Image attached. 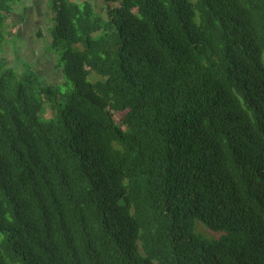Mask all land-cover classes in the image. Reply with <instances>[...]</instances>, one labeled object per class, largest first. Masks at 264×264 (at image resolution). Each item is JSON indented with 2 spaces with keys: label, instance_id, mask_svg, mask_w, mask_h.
I'll return each instance as SVG.
<instances>
[{
  "label": "trees",
  "instance_id": "trees-1",
  "mask_svg": "<svg viewBox=\"0 0 264 264\" xmlns=\"http://www.w3.org/2000/svg\"><path fill=\"white\" fill-rule=\"evenodd\" d=\"M50 1L68 93L0 0V264H264V0Z\"/></svg>",
  "mask_w": 264,
  "mask_h": 264
},
{
  "label": "rangeland",
  "instance_id": "rangeland-1",
  "mask_svg": "<svg viewBox=\"0 0 264 264\" xmlns=\"http://www.w3.org/2000/svg\"><path fill=\"white\" fill-rule=\"evenodd\" d=\"M102 2L98 3V10H101ZM23 16V22H18ZM55 14L52 10L50 0H15L14 12L8 21V31L10 32L9 43L4 47L3 56L9 61V64L18 74L26 72L36 73L44 84L59 85L64 93L70 92L71 86L65 85L64 76L60 70L55 68V59L53 54L46 51L48 41L44 36L50 37L49 30L56 26L54 20ZM18 23V24H17ZM39 33L42 36H39ZM100 33L95 34V36ZM66 45L63 42L61 50H65ZM102 77L94 72L89 76L90 81H97ZM53 112L47 109L46 117H51ZM121 115L117 114L120 121ZM198 231L204 235L205 239H217L220 233L211 232L202 225L200 221L196 222Z\"/></svg>",
  "mask_w": 264,
  "mask_h": 264
},
{
  "label": "crops",
  "instance_id": "crops-1",
  "mask_svg": "<svg viewBox=\"0 0 264 264\" xmlns=\"http://www.w3.org/2000/svg\"><path fill=\"white\" fill-rule=\"evenodd\" d=\"M18 22H20V23L23 22V16L20 18V20H19ZM17 24H18V23H17Z\"/></svg>",
  "mask_w": 264,
  "mask_h": 264
}]
</instances>
